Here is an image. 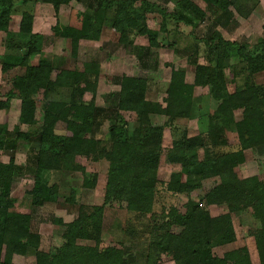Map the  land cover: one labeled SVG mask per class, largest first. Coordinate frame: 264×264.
<instances>
[{
  "label": "trees",
  "instance_id": "obj_1",
  "mask_svg": "<svg viewBox=\"0 0 264 264\" xmlns=\"http://www.w3.org/2000/svg\"><path fill=\"white\" fill-rule=\"evenodd\" d=\"M86 1L0 0V32L8 34L12 30L17 38L28 36L20 46L15 43L8 45L7 49L27 50L18 62H12L13 59L6 55L1 59L0 114H4L6 120L0 124V151L5 145L8 131L5 123L14 101L21 102L19 126L35 125L38 105H43L39 132L23 133L18 126L15 128L18 140L49 145L57 138L55 126L59 122L66 125L65 133L55 145L59 146V154L48 158L43 151H39L33 159H28L29 165H33L34 169L36 166L35 186L29 192L33 212L53 200L58 191L56 185L50 187L47 182H42V171L62 170L80 174L83 179L81 188L93 189L97 175L88 174L78 164L77 158L82 157L100 163L107 175L103 205L93 208L91 213L80 211L78 218L71 223L60 220L58 225L64 227L61 245L42 251L41 237L31 229L33 217L12 211L16 201L11 198L16 168L14 161L0 163V264H13V257L25 255L28 249L35 251V264H129L122 243L106 247L101 244L104 213L114 205L124 208L138 220L147 219L145 230L158 241L157 263L168 260L175 264H252V257L246 248L232 250L219 258L212 254L210 247L217 238L226 237L230 230V215L245 210L259 223L257 234L262 237L258 239L264 244V178L259 175L242 179L237 173L246 161L245 151L255 147L264 149V86L256 82V76L264 73V41L247 52L236 42L226 41L215 30L211 38L204 40L206 51L213 58L208 66L192 62L195 66V82L192 85L186 82L185 73L180 68L169 65L171 78L164 108L146 99V80L122 76L116 109L119 113H132L138 124L131 134L123 127L110 129L112 144L105 148L100 141L82 137L101 127L110 117L106 108L96 105L98 79L90 81L85 73L68 68L67 61L62 66L60 62L56 65L40 59L44 37L33 32L34 15L28 11L29 6L43 4L53 7L57 18L53 36L68 40L72 56L76 58L81 42L98 40L108 14H111V29L118 36L119 45L128 47L136 38H146L148 46L141 50L149 55L151 50L175 48L177 42L173 36L181 33L182 27L194 28L190 17L198 20L209 17L214 27H229L233 17L231 8L235 3L233 0H180L178 11L169 13L147 0ZM79 6L84 11H80ZM94 6H97L96 10H93ZM237 11H240L239 6ZM66 14L67 23L63 24L61 19ZM161 34L170 38L171 43L162 44L159 41ZM10 41L13 42V39L10 38ZM232 49L236 50L240 59L239 67H235L237 90L209 114L208 119L214 122V128L192 139L181 132L174 147L166 151L168 165H178L187 174H172L165 191L177 200L182 195L191 197L198 193L200 203H207L199 205L191 199L183 206L176 204L157 213L155 205L160 190L152 172L160 166L161 149L157 143L162 138L163 128L152 127L150 116H167L166 127H175L177 121L191 118L196 87L211 86V92L219 97L222 92L220 75ZM197 53L190 57L197 56ZM37 58V65H31ZM69 87L72 88L70 102L50 100L55 90ZM87 94L91 95L88 102L85 100ZM237 110H242L240 120L235 118ZM232 134L237 136V143L231 144ZM224 148L230 151L224 152ZM205 180L217 183L206 192L202 186ZM65 203L79 205L75 190H71ZM210 204L226 208L227 213L212 217L207 211ZM79 207L82 208L81 205ZM87 240H92L93 246L80 244V241ZM261 253L264 255V250Z\"/></svg>",
  "mask_w": 264,
  "mask_h": 264
},
{
  "label": "rangeland",
  "instance_id": "obj_2",
  "mask_svg": "<svg viewBox=\"0 0 264 264\" xmlns=\"http://www.w3.org/2000/svg\"><path fill=\"white\" fill-rule=\"evenodd\" d=\"M91 3L93 1L88 0ZM86 1L87 3H89ZM153 4L161 6L169 13L177 12V4L180 0H147ZM200 2V0H194ZM235 5L231 8L233 14L230 19L229 27H214V23L209 17L202 20L191 18L194 28L182 27L181 33L173 36L177 42L175 48L170 50H151V54L146 55L141 50L142 47L148 46L146 38L138 37L131 46L123 47L119 45L118 36L112 31L110 16L102 24V32L97 41H83L80 44L79 52L76 58L72 56L71 45L68 40L58 39L53 36V28L56 26L57 18L54 9L50 5L29 6L28 11L34 15V34L44 37V46L40 59L51 61L56 65L67 61L68 68L76 69L85 73L87 79L94 81L98 79L97 90L95 95L96 105L106 108L110 117L103 122L102 126L93 129L92 133L83 134L86 139H95L100 141L105 148L112 144L113 127L128 133H133L138 122L136 116L129 112L119 113L116 109L117 99L120 93L122 76L136 77L146 80L148 83L146 99L158 103L164 108L167 97L168 83L171 78V66L180 68L185 73V80L188 84L195 82V66L192 62L199 65L208 66L213 58L207 52L204 46V40L212 37L215 30L219 31L226 41L236 42L241 48H246L247 52L254 50L255 46L264 41V0H233ZM96 3H94L95 5ZM239 10L237 11V7ZM84 11L82 7H78ZM97 6L93 7L96 10ZM61 22L67 23V14ZM16 33L12 30L8 33L0 32V86L2 78L1 59L4 55L13 59L16 63L22 58L27 50L7 49L8 45L15 43L20 46L28 39V36L20 38L15 37ZM13 39V42L10 41ZM178 39V40H177ZM159 41L167 45L171 40L166 35L161 34ZM197 53V56L190 55ZM142 57V59L140 58ZM190 57V58H189ZM190 59V61H189ZM10 60V59H9ZM239 56L235 49L229 51V59L220 75L219 85L221 95L216 97L211 92V86L196 87L194 92L195 107L192 116L187 121H177L175 127H166L168 122L167 116L152 115L150 116V125L152 127H162L163 135L157 143L161 149L160 166L152 172V177L158 182L160 194L155 205V211L160 213L176 204L183 206L191 199L199 205H204L206 201L200 203L199 194L190 196H180L174 198L165 191L166 183L170 180L172 174L180 173L186 176L187 172L180 166H169L166 157V151L174 147L175 141L179 140L180 133H186L187 138H196L209 133L214 128V122L209 120V114L215 111L220 103L230 94L237 90L235 80V67H239ZM38 58L31 65H37ZM242 69V68H241ZM241 72V71H240ZM242 73V72H241ZM258 85L264 86V73L256 76ZM225 88V90H223ZM1 89V87H0ZM72 88L55 90L50 97L51 101L70 102ZM91 95L87 94L85 100L88 102ZM42 104L38 105L35 125H20L19 114L21 108L20 101H14L12 108L8 113L7 124L8 131L5 135V145L0 151V163L8 164L11 160L16 166L13 177V186L11 198L16 200L12 211L23 215L33 217L31 229L41 237L42 251H50L61 245V237L64 233V227L59 226V221L71 223L75 221L80 211L92 212L93 208L101 207L104 203V196L107 184V175L105 168L97 162H92L86 158H77L78 164L85 169L88 174H96V185L93 189H82V176L80 174L57 171H42L40 177L42 182H47L50 187L56 185L58 191L53 200L46 202L44 207L37 212H33L30 205L31 197L29 192L35 186V171L33 165L28 164V159L39 152L43 151L46 157L54 158L59 154L61 136L65 133L66 125L59 122L55 126L57 138L52 144L42 146L38 142L25 143L17 139L16 127L23 133L39 132L43 121ZM120 117V118H119ZM242 110L235 111V118L240 120ZM4 114H0V124L5 122ZM231 144L237 143V136L232 134ZM230 149L224 148V152ZM32 151V152H31ZM200 156L202 153L199 152ZM246 161L237 169L240 178H249L259 176L264 178V149H255L245 151ZM33 166V167H32ZM217 182L214 180H205L202 183L204 191H210ZM71 190H75L76 200L79 205H67L65 199L70 196ZM82 206L80 208L79 206ZM207 211L212 217L226 214L227 209L208 205ZM230 230L226 237L217 238L211 245L212 254L215 257L222 258L232 250L246 248L252 257V264H262L264 255V244H261L257 234L260 228L259 223L252 218L249 211L235 212L230 215ZM101 241L102 247L112 243H122L126 248L127 259L129 264H175L172 261L165 260L157 263L158 241L150 232L145 230L147 219L138 220L135 215L129 214L124 208L114 205L106 209L102 221ZM264 238V236H263ZM85 246H93L92 240L80 241ZM35 251L28 249L25 255H15L12 259L13 264H35Z\"/></svg>",
  "mask_w": 264,
  "mask_h": 264
}]
</instances>
